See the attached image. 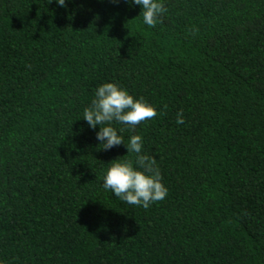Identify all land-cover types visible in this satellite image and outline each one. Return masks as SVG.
<instances>
[{"label": "trees", "instance_id": "trees-1", "mask_svg": "<svg viewBox=\"0 0 264 264\" xmlns=\"http://www.w3.org/2000/svg\"><path fill=\"white\" fill-rule=\"evenodd\" d=\"M48 2L0 0V262L264 264V0H163L152 27L124 0ZM104 82L157 111L112 124L159 168L147 208L101 187L135 158L82 119Z\"/></svg>", "mask_w": 264, "mask_h": 264}, {"label": "clouds", "instance_id": "clouds-1", "mask_svg": "<svg viewBox=\"0 0 264 264\" xmlns=\"http://www.w3.org/2000/svg\"><path fill=\"white\" fill-rule=\"evenodd\" d=\"M51 2L49 0L48 3ZM112 2L118 3L119 0ZM55 3L65 7L66 0H55ZM124 3L129 8L138 6L143 23L149 27L158 23L167 10L163 0H124ZM156 115L157 111L151 104L143 98H134L126 89L113 82L98 85L90 103L82 111V119L90 129L98 126L95 139L102 146L100 149L109 150L123 145L126 153L135 154L134 160H112L103 174L101 184L102 188L128 205L147 208L151 203L164 199L168 190L162 183L154 158L141 152L142 137L138 134L131 135L125 145L123 137L118 135L112 124L116 122L131 128ZM176 122L183 123L180 112L177 113Z\"/></svg>", "mask_w": 264, "mask_h": 264}]
</instances>
